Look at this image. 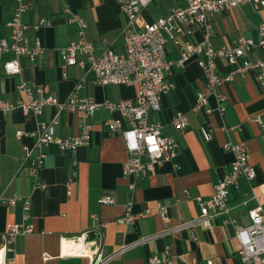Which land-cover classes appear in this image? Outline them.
I'll return each instance as SVG.
<instances>
[{
	"label": "crops",
	"instance_id": "crops-1",
	"mask_svg": "<svg viewBox=\"0 0 264 264\" xmlns=\"http://www.w3.org/2000/svg\"><path fill=\"white\" fill-rule=\"evenodd\" d=\"M30 7L24 13L26 22L35 23L42 17L50 20L40 28H30L32 43L40 36L45 49L32 61L28 55L18 56L22 69L7 72L4 61L17 57L13 51L3 53L0 58V98L15 101L22 95L18 83L22 80L45 84L49 92H55L61 99L67 98L78 81H83L79 96L92 97L97 102L118 101L125 97H134L136 85L102 84L96 82L95 72L78 64L64 66L60 48L77 36V27L69 20L65 11V0H29ZM16 0H0V38L8 37L12 28L8 21L14 16ZM186 5L187 0H150L135 20L137 27L148 19L168 14L174 4ZM73 11L87 20V36L92 39L95 51L104 52L107 47L123 52L126 50L124 30L129 20L120 9L118 0H69ZM211 26L207 29L196 27L191 35L194 42L210 35L214 46L234 44L235 40L250 33L252 28L264 23V8L256 10L249 3H242L232 9L215 12L209 16ZM167 56L177 59L181 48L173 40L167 43ZM252 58L264 59V48L256 45L250 52ZM218 67L226 74L231 64L219 57ZM196 57L183 66L174 64L167 73V80L174 85L161 98V108L149 112V121L163 123V132L175 137L179 142L176 161L165 160L157 165V171L135 179L137 185L130 188L134 179L125 176L123 163L129 158L127 144L121 132L111 131L107 120L120 118L119 110H108L99 105L87 122L91 125V137L87 144L77 148L74 153L62 152L54 143L44 146L48 154L39 170L38 178L46 182V187L36 184L37 176L31 173V160L27 159L28 149L35 147L37 135H19V128L38 132L41 123L50 121L56 114V106L45 105L39 114H26L21 107L9 111H0V194L10 196L21 194L30 196V221L34 231L19 234L14 243V264H89L87 255H63L61 253L62 236L73 237L86 232L87 238L95 239L102 235L104 250L113 252L118 246L133 241L140 236L154 234L181 219H191L200 214L201 207L195 196L209 197L215 184L232 168L235 153L225 147L229 140L244 141L250 155V161L256 166V175L252 179L240 176L239 182L231 187V213H220L212 227L195 224L169 234L140 243L117 254L107 264H146L157 252L166 246L172 248L174 264H192L194 260L213 264H241V248L235 233L236 219L239 224H249L252 219L249 209L257 204L243 198L251 194L253 187L259 192L264 205V84L258 72L250 68L246 73H238L235 78L225 81L220 91L226 96L220 102L211 96L212 114L204 111L194 112L198 90L204 86V74ZM64 73L66 75H64ZM225 106L224 110L220 106ZM185 112L189 115L186 129L176 128L171 120L175 114ZM261 116L262 122L255 120ZM60 121L54 126V132L66 135L83 133L85 118L78 111L64 110ZM210 121L215 127L213 137H204L201 125ZM127 121H123L126 126ZM242 125V129L225 127ZM76 170L72 188L68 180ZM188 190L190 197L186 194ZM106 191L115 193L114 203H100L99 197ZM133 200V210L146 212L132 224L118 222L117 218L125 213L126 202ZM159 203L169 204L168 219L160 215ZM97 213L106 226L99 229L93 225V214ZM21 205L9 206L0 202V248L6 242L5 231L10 221H22ZM192 232L198 235L193 239ZM166 264V263H163Z\"/></svg>",
	"mask_w": 264,
	"mask_h": 264
},
{
	"label": "built area",
	"instance_id": "built-area-1",
	"mask_svg": "<svg viewBox=\"0 0 264 264\" xmlns=\"http://www.w3.org/2000/svg\"><path fill=\"white\" fill-rule=\"evenodd\" d=\"M14 16L8 21L12 28L8 37L0 38V58L3 53L13 51L17 57L4 61L7 72H17L22 69L18 56L28 55L32 61L45 49L43 40L40 36L35 38L32 43L28 34L30 28H40L49 24L50 20L41 18L38 22L30 23L23 19L24 13L30 7L29 0H16ZM150 0H118L120 9L126 14L129 26L124 30L126 52H120L107 47L103 53L95 51L92 39L87 36V20L80 13L72 10L69 0H65V11L69 12L70 22L78 25L77 36L73 40L60 48V55L64 66L78 64L86 69L95 72L96 82L107 84H132L139 90L134 97H125L118 101L106 100L97 102L92 97L79 96V90L83 86V81L75 84L71 95L61 99L55 92H49L45 84L22 80L18 83V89L22 95L17 100L0 98V111H9L16 107H21L26 114H39L45 109V105L56 106V114L50 121L41 123L40 130L26 131L19 128L17 134L37 135L35 147L28 149L27 159L31 160V173L37 176L36 184L46 187V182L38 178L39 170L46 161L48 151L46 145L51 143L59 146L62 152L74 153L78 147L90 141L91 131L87 118L92 116L95 109L104 105L108 110H119L120 118H110L107 120L109 128L114 132H121L124 137L129 158L123 163L125 176L134 178L130 183V188L134 189L137 183L135 179L157 171V165L165 160H173L174 165L179 167L176 161L180 142L173 136L165 134L162 129L163 123L160 121H149V112L152 109H160L161 98L165 92L173 89L174 85L167 80V73L174 64L183 66L193 57L197 58L202 74H204V86L198 90L195 103L192 105L194 112L204 111L212 114L214 107L211 105V96H215L220 102L224 101L225 95L220 91L221 85L225 81L235 78L238 73L244 74L246 70L253 68L259 74V79L264 84V59L252 58L251 50L256 46L264 48V23L258 28V42L249 34L239 36L234 44H223L219 47L214 46L210 41L209 34L202 40L194 42L191 35L198 26L209 28L211 20L209 16L215 12H222L232 9L242 3H249L256 10L264 8V0H187L186 5L174 4L170 6L168 14L148 19L144 25L137 27L136 18L143 11V7ZM173 40L182 49L181 56L171 59L167 56V43ZM224 57L231 64L230 70L224 74L218 67V58ZM64 75H66L64 73ZM225 106H220L224 110ZM64 110H73L81 113L83 121V133L76 135L63 136L54 132V126L61 120L60 115ZM189 115L179 112L172 118L171 123L176 128L186 129L189 126ZM262 122L261 116L254 118ZM123 121H127L126 126ZM202 133L207 140L211 139L215 127L212 122L206 121L201 125ZM242 129V125L225 127ZM225 147L230 149L234 155L232 168L226 172L220 181L215 184L213 194L209 197L204 195L195 196L201 210L200 214L191 219H181L179 223L171 225L154 234L140 236L133 241L126 242L118 246L113 252L108 253L104 250L102 235L95 239L87 238L86 232L80 235L68 237L62 236L61 253L64 255H87L90 258L89 264H107L117 254L126 252L127 249L140 243H145L158 236L172 233L185 227L192 228L196 223L212 227L215 218L220 213H231L234 206L230 203L231 187L239 182L240 176L248 179L256 175V166L250 161L247 145L244 141L235 142L229 140ZM76 170L73 171L69 180V189L75 179ZM252 193L243 198V203L250 199L257 200L256 206L249 209L252 221L249 224H239L236 219L229 217V221L235 222V233L241 248L239 254L242 259L241 264H264V205L262 204L259 192L253 187ZM186 194L190 197L188 190ZM117 199L112 191H106L99 197V202L103 204L114 203ZM0 202L9 206L21 205L22 221H9L5 231V243L0 248V264H14L15 255L11 254L14 250V243L19 234L34 231V224L29 220L33 200L30 196L13 194L4 196L0 194ZM160 215L168 219L169 204L159 203ZM125 213L117 218L118 222L132 224L143 217L146 212H136L133 210V200L129 199L125 204ZM95 226L101 229L106 226L97 213L93 214ZM193 239L198 240V235L192 232ZM165 250L153 254L146 264H174V254L172 248L166 246ZM213 259H208L206 263L194 260L192 264H213Z\"/></svg>",
	"mask_w": 264,
	"mask_h": 264
},
{
	"label": "water",
	"instance_id": "water-1",
	"mask_svg": "<svg viewBox=\"0 0 264 264\" xmlns=\"http://www.w3.org/2000/svg\"><path fill=\"white\" fill-rule=\"evenodd\" d=\"M258 34H259V32H258V28L257 27H255V28H252L251 30H250V33H249V35H251L253 38H254V41L256 42H258Z\"/></svg>",
	"mask_w": 264,
	"mask_h": 264
}]
</instances>
